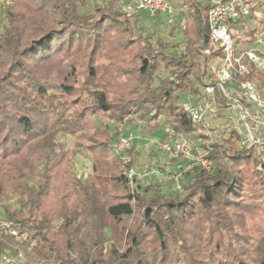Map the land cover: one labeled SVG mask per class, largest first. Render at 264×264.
<instances>
[{"label": "trees", "instance_id": "obj_1", "mask_svg": "<svg viewBox=\"0 0 264 264\" xmlns=\"http://www.w3.org/2000/svg\"><path fill=\"white\" fill-rule=\"evenodd\" d=\"M183 1V40L177 43L171 41L172 33L163 40L138 32L121 0H15L1 10L0 216L29 233L24 247L29 260L16 264H159L162 257L143 247L144 226L154 231L164 250L169 241L186 247L188 219L205 215L216 233L229 230V208L236 206L245 187L264 193V145L240 146L235 129L214 145L213 168L187 172L182 190L173 186L166 191L143 180L131 186L127 171L132 161L125 163L109 152L119 134L118 128L110 132V122L124 123L128 114L143 117L149 131L162 124L161 116L179 132L196 129L178 100L184 92H199L197 84H204L209 72L211 56L204 47L209 42L210 3ZM63 52L69 55L65 59L60 58ZM79 68L87 71L80 92L70 82ZM109 72L112 84L119 85L117 92L129 93L124 102L110 100L116 90L110 92L98 82L100 74ZM255 75L264 83V74ZM129 80L135 84L127 90ZM83 99L92 104L93 127L102 137L95 148L93 143L81 144L91 128L86 106L69 114ZM60 137H73V147L65 148ZM85 153L92 158V171L81 178L73 169L74 157ZM128 153L133 160L136 150ZM60 166L75 198L68 202L66 194L56 204L46 203ZM109 181L124 190L119 201L111 202ZM138 203L142 224L128 231L129 247L116 242L104 255V242L112 233L108 217H132ZM106 230L111 231L108 236ZM16 244L14 236L0 230V258ZM258 264H264V252Z\"/></svg>", "mask_w": 264, "mask_h": 264}, {"label": "rangeland", "instance_id": "obj_2", "mask_svg": "<svg viewBox=\"0 0 264 264\" xmlns=\"http://www.w3.org/2000/svg\"><path fill=\"white\" fill-rule=\"evenodd\" d=\"M94 1L95 0H90V4ZM11 2L12 3L9 4V6H3V4H1L0 13L1 10L4 11L15 4V0H12ZM173 2L175 5H178L181 3V0H173ZM184 13V8H177L174 14V23H168L165 15L157 16L154 19H149L144 14L139 16L135 15V17H127L129 18L131 24L135 25L138 32L141 30L144 34L150 35L153 39L162 38L163 40H168L172 33L171 41L177 43L183 40V31L180 26L184 22ZM248 26L253 28L255 23L248 20L246 26L244 23L240 22L238 24V33L242 35L243 27ZM243 44H245V41L242 40V45ZM68 56L69 55L67 53L63 52V54L60 55V58L63 57V59H65ZM113 72L105 73L106 76H104V74H100L97 80L101 86L107 88L110 92L116 90V92L111 94L109 93L110 100L114 102H124L130 95H128L129 93L117 92L119 85L114 86L110 78ZM52 74L54 73H51V75ZM115 75L119 76L120 74L116 73ZM86 76L87 71L83 68L80 69L75 78L70 79V82L76 84L79 92L83 86V82H85L87 78ZM55 77L58 76L53 77L54 80L57 81ZM129 81V85H126L127 90L132 88L135 84L134 80ZM205 82H209V79L206 78ZM197 86H199L200 90L203 92V84L198 82ZM77 96L78 94H75L72 97L76 98ZM189 99L190 93L184 92L180 95L178 102L181 105H184L189 101ZM83 106H86V119L88 120L91 128H89L87 133L81 136L83 138L81 139V144L88 147L91 146L89 144L93 143L94 145L91 146V148H95L98 147L102 137L96 135L97 133L93 127L95 124L93 122L92 113L94 109L92 108V104H89V101L84 100V103H80L75 108H72V112L69 114L73 115V112L76 109H81ZM102 118L105 121L107 120V118L103 116ZM143 121V117H139L137 113H132L125 117L124 123H119L117 125L115 122H110L109 128L111 133L118 128L117 131L119 134H117L116 138H118L121 134H127L130 132L135 135V147L134 145L131 147H134L136 150V155L133 160L131 155L128 153L130 148L120 155L113 152L112 145L116 138L110 142L109 152L112 157H120L125 163H130V161H132L131 168L139 169L148 167L150 170H155L151 174H148L146 179H144V184L147 185L155 183L157 185L159 184V186L163 187L166 191L170 190L174 184L167 178V174L170 171H175V161L173 160L174 155L158 147V142H161L162 140L165 142L171 141V139L165 135V129L170 126L165 124L164 116L160 117L162 124L153 131H149L146 127H144L145 122ZM92 134L95 135V137H93ZM85 138L86 140H84ZM72 139L73 137H60V142H62V144L65 143V148H71L73 147ZM188 139H190V141L192 139L195 140V138ZM221 140L222 138H220L218 142ZM97 153L99 154L98 151ZM112 157L110 159V163L115 162ZM128 157L129 160L125 161ZM74 162L75 164L73 169L77 177L85 178L86 174H89L92 171V158L87 153L82 155L77 154L74 157ZM54 176L53 190L50 196L46 199V203H55L59 200L61 201V198L66 194L69 195L67 201L72 202L75 197L71 193V189L68 188L69 184H71V180L68 179V175L65 173V168L62 166L57 167L54 170ZM107 186L110 191L111 202L119 201L123 194H125L124 190L115 182L113 183L112 181H109ZM236 200L238 201L236 206L234 208H229V216L231 217V221L228 223L229 230L226 229L222 231L223 233H216L212 229L213 227H210L211 224H208L209 221L207 222L205 215H203V217H192L188 219L187 225H184L183 236L185 235V238L187 237L186 247L180 245V242L176 244L177 242L169 241L167 249L164 250L161 244L155 241L154 231L151 228H146V226H144L142 228L143 247L151 254L154 252L157 253L160 259L162 257V262L159 264H238L240 260H244L247 264H258L259 256L264 252V193L252 191L247 186L244 189L243 195L236 198ZM142 212V205L141 203H138L135 215L132 217H125L122 220H115L108 217L107 223L111 226L112 233L110 230H106L107 236L110 233L111 236L109 235L107 240L104 242V255L110 250V244H116V242L124 249L129 247L131 237L129 238L128 231L141 226ZM214 222L216 223V221ZM206 228H210L211 231H207ZM95 232H93V234H95ZM15 240L17 241V244L14 247V251L9 253H22L23 259L21 263H25L29 260V257L24 250L28 241L16 238ZM90 252L92 253L93 258L94 256H97L94 246L90 247Z\"/></svg>", "mask_w": 264, "mask_h": 264}, {"label": "built area", "instance_id": "obj_3", "mask_svg": "<svg viewBox=\"0 0 264 264\" xmlns=\"http://www.w3.org/2000/svg\"><path fill=\"white\" fill-rule=\"evenodd\" d=\"M12 0H0V5L9 6ZM209 42L204 53L211 56L209 72L203 84V92H190V99L182 107L196 126L193 132H179L172 125L165 129L170 142H158L160 149L174 155L175 171L167 178L175 189L182 190V180L195 168H213L211 153L214 145L227 131L237 130L239 145L254 147L264 145V83L255 73L264 74V33L241 37L232 25L250 16V0H206ZM120 7L128 17L144 14L153 19L165 15L168 23H174L176 6L173 0H127ZM239 42H236L237 40ZM245 41V44L241 42ZM144 122V121H143ZM188 138H195L191 140ZM133 133L121 134L112 145L113 152L122 154L134 145ZM126 159L125 161H128ZM155 170L148 167L130 168L127 178L131 186L144 180ZM0 230L16 239L26 241L28 233L22 232L13 223L0 216ZM23 259L22 253H6L0 264H16Z\"/></svg>", "mask_w": 264, "mask_h": 264}, {"label": "crops", "instance_id": "obj_4", "mask_svg": "<svg viewBox=\"0 0 264 264\" xmlns=\"http://www.w3.org/2000/svg\"><path fill=\"white\" fill-rule=\"evenodd\" d=\"M125 1H127V0H125ZM202 1L206 2V0H202ZM250 2H251V14H250V16L243 18L242 21H240V22L244 23V25L247 26V22L249 20L250 22H254L255 26L253 28H250L249 26L243 27L242 35H241L238 33V31H239L238 24L240 22H235L232 25V27L234 29L235 34L240 36V38L250 35L249 34L250 31H254L255 34L261 33V32L264 33V0H250ZM175 6H176V10L179 7H182L185 9V4H184L183 0H181L180 4H178V5L176 4ZM241 44H242V42H241ZM134 147H135V145H134ZM143 181L145 182V180H143Z\"/></svg>", "mask_w": 264, "mask_h": 264}]
</instances>
